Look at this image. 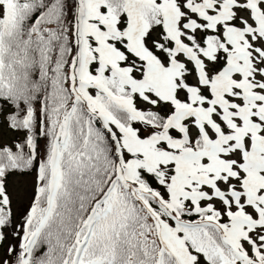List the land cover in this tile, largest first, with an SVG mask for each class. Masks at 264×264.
<instances>
[{"label": "snow or ice", "instance_id": "1", "mask_svg": "<svg viewBox=\"0 0 264 264\" xmlns=\"http://www.w3.org/2000/svg\"><path fill=\"white\" fill-rule=\"evenodd\" d=\"M0 249L264 264V0H0Z\"/></svg>", "mask_w": 264, "mask_h": 264}, {"label": "trees", "instance_id": "2", "mask_svg": "<svg viewBox=\"0 0 264 264\" xmlns=\"http://www.w3.org/2000/svg\"><path fill=\"white\" fill-rule=\"evenodd\" d=\"M27 205H28V203H27ZM27 205H23L22 206L20 204V206H18V207L15 208V210H14L13 226L22 223V218H23V215L26 213ZM8 243L17 244L18 243V240H14L11 237H9V240H8L7 244Z\"/></svg>", "mask_w": 264, "mask_h": 264}, {"label": "rangeland", "instance_id": "3", "mask_svg": "<svg viewBox=\"0 0 264 264\" xmlns=\"http://www.w3.org/2000/svg\"><path fill=\"white\" fill-rule=\"evenodd\" d=\"M3 137L5 140L11 141L12 139H15V134L12 133L11 131H4ZM27 203H28L27 199L23 198L21 193V195L17 198L15 202L14 210L16 207L20 206V204L23 206V205H27ZM7 242L5 243L4 247H7L8 245ZM0 251H2V249H0Z\"/></svg>", "mask_w": 264, "mask_h": 264}]
</instances>
